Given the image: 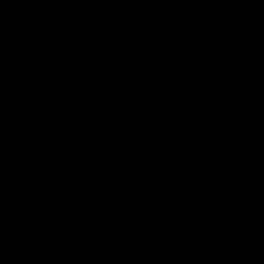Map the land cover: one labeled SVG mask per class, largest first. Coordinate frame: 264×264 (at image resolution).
<instances>
[{
    "label": "water",
    "instance_id": "95a60500",
    "mask_svg": "<svg viewBox=\"0 0 264 264\" xmlns=\"http://www.w3.org/2000/svg\"><path fill=\"white\" fill-rule=\"evenodd\" d=\"M0 264H264V0H0Z\"/></svg>",
    "mask_w": 264,
    "mask_h": 264
}]
</instances>
